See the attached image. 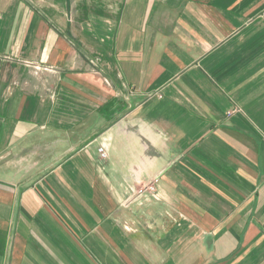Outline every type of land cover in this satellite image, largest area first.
I'll return each mask as SVG.
<instances>
[{
	"label": "crops",
	"instance_id": "0c3cea01",
	"mask_svg": "<svg viewBox=\"0 0 264 264\" xmlns=\"http://www.w3.org/2000/svg\"><path fill=\"white\" fill-rule=\"evenodd\" d=\"M0 264H264V0H0Z\"/></svg>",
	"mask_w": 264,
	"mask_h": 264
},
{
	"label": "built area",
	"instance_id": "2783aa9c",
	"mask_svg": "<svg viewBox=\"0 0 264 264\" xmlns=\"http://www.w3.org/2000/svg\"><path fill=\"white\" fill-rule=\"evenodd\" d=\"M233 111H230V113L228 114L230 116V114H232ZM99 152H100V155H101V158L103 160L107 159L108 158V153H107V150L104 148V147H100L99 148ZM158 182V178L149 186L147 187H144L143 189L141 190H138L136 193L138 194V197H143V195H145L146 193L145 192H148L150 194H152L153 196L156 195V184Z\"/></svg>",
	"mask_w": 264,
	"mask_h": 264
},
{
	"label": "rangeland",
	"instance_id": "374dc122",
	"mask_svg": "<svg viewBox=\"0 0 264 264\" xmlns=\"http://www.w3.org/2000/svg\"><path fill=\"white\" fill-rule=\"evenodd\" d=\"M102 163V162H101ZM103 164V163H102Z\"/></svg>",
	"mask_w": 264,
	"mask_h": 264
}]
</instances>
